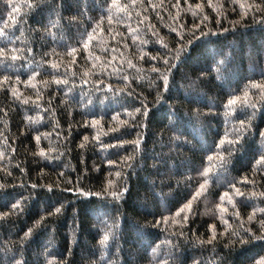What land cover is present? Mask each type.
Here are the masks:
<instances>
[{
  "label": "trees",
  "instance_id": "16d2710c",
  "mask_svg": "<svg viewBox=\"0 0 264 264\" xmlns=\"http://www.w3.org/2000/svg\"><path fill=\"white\" fill-rule=\"evenodd\" d=\"M0 48V264H264V0H0Z\"/></svg>",
  "mask_w": 264,
  "mask_h": 264
},
{
  "label": "snow or ice",
  "instance_id": "6c2138e0",
  "mask_svg": "<svg viewBox=\"0 0 264 264\" xmlns=\"http://www.w3.org/2000/svg\"><path fill=\"white\" fill-rule=\"evenodd\" d=\"M113 2H115V0H113ZM29 7H31V4H29ZM13 11H16V9H13ZM12 19H15V17H11ZM196 27H198V26H196ZM194 35V34H193ZM202 35H203V33H202ZM135 38V37H134ZM189 43H191V41H189ZM85 47H87V45H85ZM183 49H180V51H182ZM13 51H15L14 49H13ZM4 52H5V50L3 49V48H0V54H4ZM18 57L16 56V55H13L12 56V59L13 60H15V59H17ZM153 59H156V57H153ZM165 64H168V60L165 58ZM54 67H55V65H54ZM168 71L169 72H171L172 71V69H168ZM163 79H164V86H165V90H167L168 89V85H169V77L167 76V75H164L163 76ZM60 81H57V83H59ZM245 96H247V93H245ZM236 97H232V98H230L229 100H228V105H233V104H235V102H236ZM137 112H139L140 111V109H137L136 110ZM96 123V121H93V124H95ZM241 123V125L243 126L244 125V121H241L240 122ZM114 130V129H113ZM261 135L262 136H264V131H262L261 132ZM138 143V142H137ZM236 143H239V139H237V141H236ZM117 146H119V145H117ZM217 148H220V145L218 144L217 145ZM260 161H264V156H261L260 157ZM206 183V182H205ZM33 187H35V185H33ZM201 187H203V185H201ZM235 194L236 195H242L241 193H240V191H239V189H236V192H235ZM111 195L114 197V198H118V194L117 193H115V192H112L111 193ZM223 195H228L227 193H224ZM260 195H264V193H261ZM20 201H17L15 204H13L12 205V210L14 211V210H16L18 207H19V205H20ZM56 211L58 212L59 211V209H56ZM113 228H114V225L113 226H110V227H108L107 228V230L105 231V233H104V235L102 236V238H101V241H100V243L103 245V244H105L108 240H109V233H111L112 231H113ZM262 229H264V222H262ZM31 231V229L29 230V232ZM247 231H251L250 229L249 230H247ZM26 236L28 235V233H26L25 234ZM233 235H238L237 233H233ZM261 238H264V237H261ZM241 244H243V243H245V240L244 239H241ZM16 264H20V261H16Z\"/></svg>",
  "mask_w": 264,
  "mask_h": 264
}]
</instances>
